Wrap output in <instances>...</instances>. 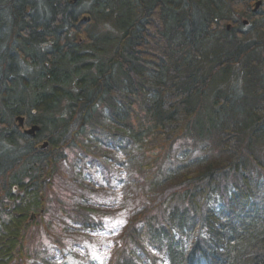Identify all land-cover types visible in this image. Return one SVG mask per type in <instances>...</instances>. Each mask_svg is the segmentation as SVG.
<instances>
[{
	"label": "trees",
	"instance_id": "16d2710c",
	"mask_svg": "<svg viewBox=\"0 0 264 264\" xmlns=\"http://www.w3.org/2000/svg\"><path fill=\"white\" fill-rule=\"evenodd\" d=\"M121 211L107 264H264V0H0V264H101Z\"/></svg>",
	"mask_w": 264,
	"mask_h": 264
},
{
	"label": "rangeland",
	"instance_id": "374dc122",
	"mask_svg": "<svg viewBox=\"0 0 264 264\" xmlns=\"http://www.w3.org/2000/svg\"><path fill=\"white\" fill-rule=\"evenodd\" d=\"M44 145H47V143H45ZM97 145V149H95V151H99L101 153H106V152H110L112 151L114 153V157L118 158V160L121 158H125L124 156L120 155V154H116V150H110L108 149V147H106V145H102L101 143H97L95 144ZM111 153V152H110ZM75 153H71L70 154V158H72L70 160V162H73V157H74ZM120 155V156H119ZM100 159V158H99ZM91 160L92 158L89 159V163L91 164ZM111 162V163H110ZM107 161L106 163H108V165H115V167H113V171H112V180L114 182V186H110V184H107V186L105 185V189H101L102 193L110 196L111 198L108 199V201H112L114 204L121 202L124 200V198L126 197L125 194L126 192L124 191L125 188V180L128 178V174L126 173V171H124V168L120 166V164H116L114 161L110 160ZM92 165H97V167L99 168V164H92ZM91 165V166H92ZM92 170V169H91ZM93 172V171H92ZM97 173V175H102V172H97L96 170L94 171ZM89 172L87 174L86 177H83V179L90 185L95 186L96 184H94L93 180L89 177ZM82 179V180H83ZM86 184V183H85ZM82 185V184H81ZM80 185V186H81ZM88 193H95L94 190L90 187L89 190L87 191ZM143 197V196H142ZM107 204H111V203H107ZM115 211H118V205L115 207ZM120 213H122V217L121 218H116V222L112 223L110 229H108L106 232L98 235V236H94V239L100 241L98 244L102 247L100 248L99 245L97 246V242L92 245V246H88L89 251L91 253V255L89 256V260L90 261H99L101 264H107L106 261H108L109 258H111L113 256V254L116 252V247L117 244H115V240L113 235H117L120 228H119V224H122L124 222V218L126 216V211H121ZM34 219V218H32ZM113 229V231H112ZM46 243L45 246H48L49 243H51V240H49V238H47L44 234L42 235V242ZM84 254V251H83ZM88 260V258H86ZM88 260V261H89ZM69 261L71 262V264H77V262L74 259H69ZM90 264V262H89Z\"/></svg>",
	"mask_w": 264,
	"mask_h": 264
},
{
	"label": "water",
	"instance_id": "95a60500",
	"mask_svg": "<svg viewBox=\"0 0 264 264\" xmlns=\"http://www.w3.org/2000/svg\"><path fill=\"white\" fill-rule=\"evenodd\" d=\"M260 4H261L260 2L257 3V5H256V9L260 6ZM256 9H255V10H256ZM18 122H19V125H20L21 127H24V122H25L24 118H22V117H21V118H18ZM38 131H40V128H39L38 126H34V127L30 128V129L26 130V133L35 136V134H36ZM45 147H46V145H45Z\"/></svg>",
	"mask_w": 264,
	"mask_h": 264
},
{
	"label": "bare ground",
	"instance_id": "6f19581e",
	"mask_svg": "<svg viewBox=\"0 0 264 264\" xmlns=\"http://www.w3.org/2000/svg\"><path fill=\"white\" fill-rule=\"evenodd\" d=\"M255 11V10H254Z\"/></svg>",
	"mask_w": 264,
	"mask_h": 264
}]
</instances>
